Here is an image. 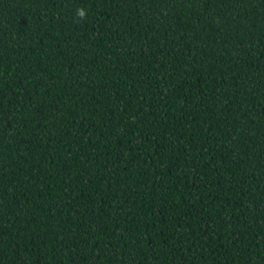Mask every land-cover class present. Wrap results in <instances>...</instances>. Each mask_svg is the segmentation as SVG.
Here are the masks:
<instances>
[{
  "label": "trees",
  "instance_id": "16d2710c",
  "mask_svg": "<svg viewBox=\"0 0 264 264\" xmlns=\"http://www.w3.org/2000/svg\"><path fill=\"white\" fill-rule=\"evenodd\" d=\"M0 264H264V0H0Z\"/></svg>",
  "mask_w": 264,
  "mask_h": 264
},
{
  "label": "clouds",
  "instance_id": "9594fccd",
  "mask_svg": "<svg viewBox=\"0 0 264 264\" xmlns=\"http://www.w3.org/2000/svg\"><path fill=\"white\" fill-rule=\"evenodd\" d=\"M76 15L80 20H86L87 19V10L85 8H78Z\"/></svg>",
  "mask_w": 264,
  "mask_h": 264
}]
</instances>
